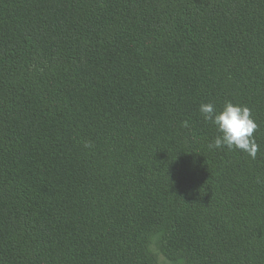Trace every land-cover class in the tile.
Returning <instances> with one entry per match:
<instances>
[{"label": "trees", "instance_id": "trees-1", "mask_svg": "<svg viewBox=\"0 0 264 264\" xmlns=\"http://www.w3.org/2000/svg\"><path fill=\"white\" fill-rule=\"evenodd\" d=\"M0 264H264V0H0Z\"/></svg>", "mask_w": 264, "mask_h": 264}, {"label": "clouds", "instance_id": "clouds-1", "mask_svg": "<svg viewBox=\"0 0 264 264\" xmlns=\"http://www.w3.org/2000/svg\"><path fill=\"white\" fill-rule=\"evenodd\" d=\"M199 111L205 121H210L217 129V135L208 145L210 149L227 147L229 150L237 149L255 159L259 145L255 142L253 133L257 124L251 117V111L246 106L225 103L219 111L211 103L201 104ZM188 127V122H183ZM85 147H91L86 143Z\"/></svg>", "mask_w": 264, "mask_h": 264}, {"label": "rangeland", "instance_id": "rangeland-1", "mask_svg": "<svg viewBox=\"0 0 264 264\" xmlns=\"http://www.w3.org/2000/svg\"><path fill=\"white\" fill-rule=\"evenodd\" d=\"M160 260H161V261H164L163 258H162L161 256H160ZM164 262H165V261H164Z\"/></svg>", "mask_w": 264, "mask_h": 264}]
</instances>
